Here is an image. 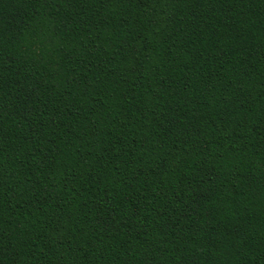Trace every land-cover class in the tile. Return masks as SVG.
Returning a JSON list of instances; mask_svg holds the SVG:
<instances>
[{"label": "trees", "instance_id": "trees-1", "mask_svg": "<svg viewBox=\"0 0 264 264\" xmlns=\"http://www.w3.org/2000/svg\"><path fill=\"white\" fill-rule=\"evenodd\" d=\"M0 264H264V0H0Z\"/></svg>", "mask_w": 264, "mask_h": 264}]
</instances>
